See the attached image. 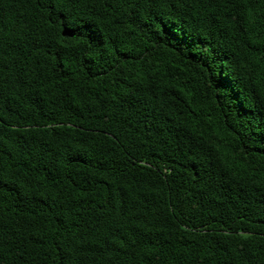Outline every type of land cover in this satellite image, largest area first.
Wrapping results in <instances>:
<instances>
[{
	"label": "trees",
	"instance_id": "1",
	"mask_svg": "<svg viewBox=\"0 0 264 264\" xmlns=\"http://www.w3.org/2000/svg\"><path fill=\"white\" fill-rule=\"evenodd\" d=\"M0 264H264V0H0Z\"/></svg>",
	"mask_w": 264,
	"mask_h": 264
}]
</instances>
